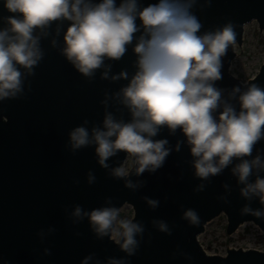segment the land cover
Masks as SVG:
<instances>
[{
  "label": "water",
  "instance_id": "95a60500",
  "mask_svg": "<svg viewBox=\"0 0 264 264\" xmlns=\"http://www.w3.org/2000/svg\"><path fill=\"white\" fill-rule=\"evenodd\" d=\"M141 2L146 6L156 0ZM193 12L202 23L198 34L228 22L234 26L235 44L221 57L222 79L215 82L223 90L222 98H227L235 86L242 91L251 83L264 88V64L259 74L245 83L230 72L246 25L256 21L264 31V0H197ZM3 15L7 13L0 5ZM70 23L53 21L43 30L48 33L40 39L43 57L33 74L24 77L23 96L0 103V264H82L87 257H91L88 264H107L109 259H125L126 264H264L262 249L244 247L209 255L199 239L205 226L221 215L227 217L228 235L246 223L264 231V216L257 218L242 211L245 206L264 211V205L258 197L249 200L241 195L244 185L231 174L233 165L202 181L195 177L193 158L181 143L180 150H173L157 172L146 171L139 177L132 174L128 179L142 185L133 190L125 187V179L111 175V169L118 167L127 153L109 158L110 167L104 169L93 147L70 151L68 132L72 128L85 119L89 127L101 124L105 93L109 97L107 110L119 115L116 109L121 106L112 95L128 83L102 79L103 66L91 78L73 69L61 54L63 35ZM34 34L40 35L41 30ZM134 44L135 39L119 61L106 59L109 77L123 70L131 78L136 70ZM124 114L127 118L126 110ZM163 138L173 148L185 140L179 129L170 135L162 128L154 139ZM258 154L264 159V140L258 141L252 156L245 159ZM89 173L95 177L91 184ZM201 184L203 189L197 190ZM146 197L158 200V206L151 208ZM125 205L134 209L133 222L144 226L137 237L138 249L131 257L108 236L98 238L86 217L77 220L72 215L76 206L90 212ZM188 209L198 214L199 225H190L183 218ZM153 221L165 222L169 232L160 231Z\"/></svg>",
  "mask_w": 264,
  "mask_h": 264
},
{
  "label": "clouds",
  "instance_id": "9594fccd",
  "mask_svg": "<svg viewBox=\"0 0 264 264\" xmlns=\"http://www.w3.org/2000/svg\"><path fill=\"white\" fill-rule=\"evenodd\" d=\"M196 4L197 0H156L146 6L141 0H0L7 13L0 16V103L23 96L24 77L33 74L43 57L40 39L48 35L43 30L53 21H69L61 54L73 69L91 78L103 66L102 79L128 81L112 95L121 106L116 109L119 115L107 110L109 97L105 93L101 124L89 127L85 119L68 132L67 146L72 153L93 147L104 169L110 167L109 158L127 153L125 160L111 169V175L125 179V187L135 190L142 185L128 179L132 174L139 177L146 171L157 172L184 143L193 158L195 177L208 180L233 165L231 174L244 185L241 195L249 200L258 197L264 205V159L259 154L245 159L252 156L254 145L264 140V88L251 83L242 91L235 86L222 98L223 90L215 82L222 79L221 57L235 44L236 32L228 22L198 34L202 23L193 12ZM36 30L41 34H34ZM134 39V74L129 78L122 70L109 77L106 59L119 61ZM162 128L170 135L179 129L185 140L173 148L167 138L154 139ZM94 179L89 173V184ZM202 189L203 184L197 190ZM145 200L153 209L159 204L158 200ZM121 211L100 207L89 212L76 206L72 215L77 220L86 217L98 238L108 236L131 257L144 226L133 222L131 216L119 219ZM242 211L257 218L264 216V211L248 206ZM183 218L193 226L200 223L193 209L186 210ZM153 224L169 232L165 222ZM90 258L82 264H88ZM107 264L126 261L109 259Z\"/></svg>",
  "mask_w": 264,
  "mask_h": 264
},
{
  "label": "rangeland",
  "instance_id": "374dc122",
  "mask_svg": "<svg viewBox=\"0 0 264 264\" xmlns=\"http://www.w3.org/2000/svg\"><path fill=\"white\" fill-rule=\"evenodd\" d=\"M264 64V31H260L256 21L246 25L244 40L236 46V58L230 72L243 83L259 74ZM134 217L131 205L122 208L119 219ZM228 220L221 215L205 226V232L199 236L209 255L227 253L244 247L264 250V231L253 223L242 225L233 235L227 234Z\"/></svg>",
  "mask_w": 264,
  "mask_h": 264
}]
</instances>
